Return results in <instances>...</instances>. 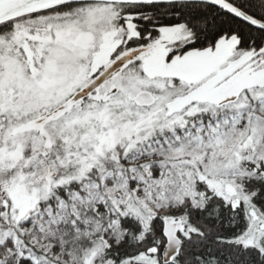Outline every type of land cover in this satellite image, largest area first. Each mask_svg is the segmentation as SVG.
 Listing matches in <instances>:
<instances>
[{
	"label": "snow or ice",
	"instance_id": "6c2138e0",
	"mask_svg": "<svg viewBox=\"0 0 264 264\" xmlns=\"http://www.w3.org/2000/svg\"><path fill=\"white\" fill-rule=\"evenodd\" d=\"M0 264H264V0H0Z\"/></svg>",
	"mask_w": 264,
	"mask_h": 264
}]
</instances>
